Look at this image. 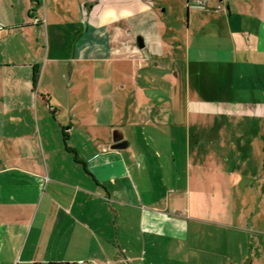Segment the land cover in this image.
<instances>
[{"label": "crops", "instance_id": "0c3cea01", "mask_svg": "<svg viewBox=\"0 0 264 264\" xmlns=\"http://www.w3.org/2000/svg\"><path fill=\"white\" fill-rule=\"evenodd\" d=\"M129 1L130 11L113 0H0V264H154L164 252L172 261L192 225L211 224L205 194L222 195L215 180L192 177L193 147L200 157L217 150L214 118L264 117L244 75L250 69L254 79L255 56L264 55V0L236 2L249 9L235 15L225 1L227 15L215 13L229 26V46L188 39L180 118L172 95L142 97L139 75L128 84L138 49L118 24L140 0ZM234 76L230 96L219 82ZM115 129L124 149H113Z\"/></svg>", "mask_w": 264, "mask_h": 264}, {"label": "rangeland", "instance_id": "374dc122", "mask_svg": "<svg viewBox=\"0 0 264 264\" xmlns=\"http://www.w3.org/2000/svg\"><path fill=\"white\" fill-rule=\"evenodd\" d=\"M113 1H117L118 8L121 10L133 9L129 0ZM195 1L140 0L133 10L136 12L133 15L134 18L118 24L129 32L131 46L137 48L138 37H141L144 42L142 50L137 48L136 55L129 56L125 72L128 84L131 78L134 79L139 75L144 80V86L146 85V92H140L142 97L163 98L164 95L167 97L172 95L174 98L172 110L179 114V118L185 110L187 84L183 51L188 39L191 44L198 34L202 37L201 41L208 46L227 47L229 46L227 40L229 26L225 21L215 20V13L227 15L225 1L230 2L231 6L228 10L234 15L239 11L246 13L249 9L236 3L244 0H198L205 2L206 10H210L206 12L208 15H200L196 14L195 10L201 13L204 12V8H192ZM253 9H256L258 13L259 7ZM251 25L256 27L255 29L258 27L256 23ZM232 26L234 27V21ZM200 27H203L202 30H198ZM114 45L119 44L116 41ZM116 56L120 58L118 54ZM255 57L251 59H254L259 69L257 72L254 71L256 72L255 80L251 76L250 69L244 74L250 82L246 89L255 99L263 103L264 55ZM100 60L103 61V58H97L96 62L99 63ZM111 66L125 69L122 63H112ZM95 70L94 73L101 74L104 68L100 66ZM114 79L120 82L119 77L115 76ZM170 82H173V85H169ZM219 84L225 94L233 96L236 93L235 76L233 82L222 78ZM153 86L160 90L172 86L173 91L172 93L169 91L167 93L148 92ZM131 89L134 88L128 86L124 94L126 93L128 97L134 96V90ZM118 94L116 90L114 96ZM246 96L250 97V94ZM197 97L201 98L199 93ZM198 118L203 122V117ZM204 120L210 123L212 121L208 117H204ZM195 122L196 120L192 119L190 125L192 141H195V130L198 129ZM214 122L217 128L221 129L217 150H207L204 156L200 152V157L194 146L192 150L195 151L190 154L192 177L200 175L208 180L213 179L216 181L213 185H219L222 190V195L218 194L215 199L216 193L212 189L204 197L208 212L203 216L211 224L192 225L187 239L182 237L181 244H176L179 246L175 247L176 252L173 254L172 261L168 260V256H172L170 252L168 255L164 252L162 259L154 264H224L225 260L221 258L227 253L231 254V260L235 264H264V117L240 119L226 116L214 118ZM207 144L205 140L202 141V147ZM177 155L179 158V152ZM198 160L208 162L204 164L200 162V167H194L193 162L196 161L199 164ZM211 185L208 184L207 187ZM215 208L219 212H215Z\"/></svg>", "mask_w": 264, "mask_h": 264}, {"label": "water", "instance_id": "95a60500", "mask_svg": "<svg viewBox=\"0 0 264 264\" xmlns=\"http://www.w3.org/2000/svg\"><path fill=\"white\" fill-rule=\"evenodd\" d=\"M136 46L139 50L144 48V42L141 37L136 39ZM112 143L114 144L113 149H124L127 146V143L123 140V134L120 129L112 131Z\"/></svg>", "mask_w": 264, "mask_h": 264}, {"label": "built area", "instance_id": "2783aa9c", "mask_svg": "<svg viewBox=\"0 0 264 264\" xmlns=\"http://www.w3.org/2000/svg\"><path fill=\"white\" fill-rule=\"evenodd\" d=\"M206 4L205 2H201V1H198L196 0L195 3H194V7L195 8H205ZM219 9V7L217 8ZM1 25H0V30H1ZM72 264H89L88 262H85V261H77V262H73Z\"/></svg>", "mask_w": 264, "mask_h": 264}]
</instances>
